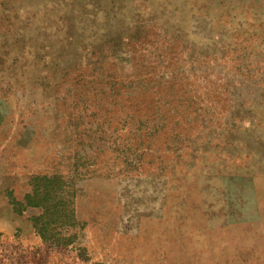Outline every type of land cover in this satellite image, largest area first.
Returning <instances> with one entry per match:
<instances>
[{"label":"rangeland","instance_id":"1","mask_svg":"<svg viewBox=\"0 0 264 264\" xmlns=\"http://www.w3.org/2000/svg\"><path fill=\"white\" fill-rule=\"evenodd\" d=\"M155 28L179 61L148 75L136 151L98 100L158 63L129 43ZM68 170L81 229L56 248L7 200ZM0 264H264V0H0Z\"/></svg>","mask_w":264,"mask_h":264},{"label":"trees","instance_id":"2","mask_svg":"<svg viewBox=\"0 0 264 264\" xmlns=\"http://www.w3.org/2000/svg\"><path fill=\"white\" fill-rule=\"evenodd\" d=\"M159 31L160 30L155 28L153 36L148 32L147 35L149 38L144 34H141L142 36H135V38L129 41L131 44L130 46L135 49L138 48L133 54V58H135L136 61L142 59L141 54L138 53L140 51L144 52L147 49H149L145 51L148 53L145 55L147 60H149V56L152 53L156 55L158 59V63H151L145 66L143 72L135 77V79L138 80L135 82L136 89L133 88V90H130L129 86L122 81L117 86V91L113 92L112 89L118 83L117 80L119 74L117 72H112L106 76L107 80L104 83L107 91L101 92V94H105V96L101 98V100H98H104L106 114L109 116V101L112 103V99H116L118 95L122 97L121 105L123 107L125 106V113L122 110L124 116H131V118H134L135 120L137 119L136 127L134 128V131L136 132V140L138 141L136 146H134L136 151L142 147V137L145 136V133L151 129L154 130V123L152 122V120L154 121L153 110L150 112H144L142 110V93L146 92L151 84L149 81L151 78H148V75L152 74V72L160 66H164L168 60L171 61V58H174L176 63L179 61L177 58L179 50L176 52L177 49H175L177 40L171 39L168 36H163L161 34L162 32ZM92 74V78L97 81V76L94 77ZM97 84H99V82H97ZM94 97L95 94L92 95L87 107L95 110L101 103H94L97 101L94 100ZM83 101L86 100L83 99ZM97 113H100V111ZM95 149L101 152L105 148L99 146ZM107 149H109V147H106V150ZM145 150H142L141 154L144 153ZM112 152H116V150H113ZM141 157L142 156L139 155L138 159L140 160ZM86 173L87 172L84 171V175ZM75 175V170H68L65 175L56 172L33 174L29 179V191L25 193L21 199L17 200L8 195V205L11 207L12 212L15 215L21 216L27 210L36 211L29 218L31 228L34 234L39 237L42 242L51 247H66L69 244L75 243L78 231L81 229L80 223L76 220L74 214L75 190L73 180ZM76 229L78 230L76 231Z\"/></svg>","mask_w":264,"mask_h":264},{"label":"water","instance_id":"3","mask_svg":"<svg viewBox=\"0 0 264 264\" xmlns=\"http://www.w3.org/2000/svg\"><path fill=\"white\" fill-rule=\"evenodd\" d=\"M234 20L236 19V18H233ZM181 22H183L184 23V25H185V23H188V22H190V19L188 18V16H184L183 18H181V20H179L178 21V23L180 24ZM217 28H219L218 26H217ZM230 48H231V50L233 51V52H235L234 50H238V51H244L245 52V50L243 49V48H241V46H239L238 44H232L231 46H230Z\"/></svg>","mask_w":264,"mask_h":264}]
</instances>
